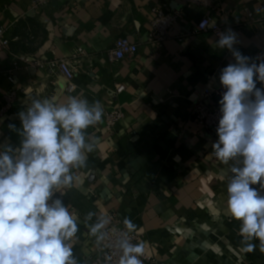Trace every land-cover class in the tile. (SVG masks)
<instances>
[{"label": "crops", "instance_id": "crops-1", "mask_svg": "<svg viewBox=\"0 0 264 264\" xmlns=\"http://www.w3.org/2000/svg\"><path fill=\"white\" fill-rule=\"evenodd\" d=\"M152 7L182 13L161 45L148 42ZM247 11L262 17L264 0H211L210 6H189L187 0H46L41 6L0 0V25L8 27L10 39L9 51L0 47V110L5 95L18 97L0 115V151L19 148L22 137L9 124L22 127L18 113L33 99L56 95L66 104L75 96L104 109L101 122L84 130L86 143L94 142L87 166L71 169L73 186L52 197L77 219L76 261H91L103 229L125 224L127 217L152 259L142 264H264L259 240L247 251L240 222L227 210L231 168L242 167V157L221 163L212 148L217 131L198 125L192 114L205 87L225 91L220 73L235 63L215 35L197 31L202 17L234 32L235 50L264 60V21L235 25L247 20ZM120 37L136 43L138 52L110 62L107 54ZM79 49L86 55L71 94L63 92L57 74L25 62L71 59ZM118 84L125 90L115 96ZM115 109L123 117L108 128L105 113ZM102 220L104 228L92 235L91 226Z\"/></svg>", "mask_w": 264, "mask_h": 264}, {"label": "clouds", "instance_id": "clouds-1", "mask_svg": "<svg viewBox=\"0 0 264 264\" xmlns=\"http://www.w3.org/2000/svg\"><path fill=\"white\" fill-rule=\"evenodd\" d=\"M236 42L231 30L220 34L218 47L232 50L235 63L219 76L225 91L212 148L223 164L242 157L243 166L231 168L227 210L240 222L245 249L252 251V241L259 240L264 251V87H257L264 85V60L254 61L235 50ZM58 99H33L18 113L22 127L9 124L22 139L19 148L0 151V264H77L72 250L77 219L61 199L52 197L73 186L71 169L87 166L94 142L86 143L84 130L101 122L104 109L99 101L89 105L73 96L63 104ZM93 215L89 212L87 218ZM124 222L135 229L129 218ZM106 223L91 226V234ZM98 239H103L102 233ZM119 247V264H142L143 243L124 239Z\"/></svg>", "mask_w": 264, "mask_h": 264}, {"label": "built area", "instance_id": "built-area-1", "mask_svg": "<svg viewBox=\"0 0 264 264\" xmlns=\"http://www.w3.org/2000/svg\"><path fill=\"white\" fill-rule=\"evenodd\" d=\"M34 6H41L46 3V0H30ZM189 6H210L211 0H187ZM181 11H165L163 8L152 7L150 14V29L148 32V42L161 45L168 38V32L181 19ZM253 21H264L262 17H254L247 11V20H236V26H245ZM197 31L210 32L219 40L220 34H228L229 29L219 24H216L208 16H204L197 24ZM0 47L9 51L10 39L8 37V27L0 25ZM138 52V45L131 42L128 38L120 37L116 39L114 47L108 52L107 58L110 62H119L126 58L135 56ZM86 55V52L79 49L71 59L59 58L49 61L25 59L28 65H32L38 69L46 70L49 73L57 74L64 81V93L71 94L75 91L76 85L74 79L81 62V56ZM125 90V85H116L114 95H118ZM223 92L212 90L210 87H205L200 98L193 106V117L198 125L206 130L216 131L218 122L221 116L219 101L222 99ZM218 100L213 104L214 98ZM18 97L16 93H9L3 97V107L0 110V115L9 110L16 102ZM123 117V113L119 109L107 111L105 113L107 127H113ZM103 239L95 247L94 256L89 262H78L77 264H119V259L122 256V249L119 244L122 240L127 239L135 244L142 241V236L135 230H129L125 224L116 221L102 231ZM143 262L151 261L145 252L140 257Z\"/></svg>", "mask_w": 264, "mask_h": 264}, {"label": "trees", "instance_id": "trees-1", "mask_svg": "<svg viewBox=\"0 0 264 264\" xmlns=\"http://www.w3.org/2000/svg\"><path fill=\"white\" fill-rule=\"evenodd\" d=\"M13 131H14V130H13ZM14 132H15V135H14V136H17V135H19L17 131H14Z\"/></svg>", "mask_w": 264, "mask_h": 264}]
</instances>
